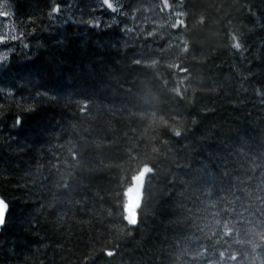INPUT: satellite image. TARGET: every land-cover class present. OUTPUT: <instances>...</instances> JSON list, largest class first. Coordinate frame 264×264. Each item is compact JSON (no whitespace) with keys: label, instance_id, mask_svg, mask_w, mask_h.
Listing matches in <instances>:
<instances>
[{"label":"trees","instance_id":"1","mask_svg":"<svg viewBox=\"0 0 264 264\" xmlns=\"http://www.w3.org/2000/svg\"><path fill=\"white\" fill-rule=\"evenodd\" d=\"M14 2L0 264H264V0H114V16L57 0L59 17L50 0ZM144 165L129 237L123 193Z\"/></svg>","mask_w":264,"mask_h":264},{"label":"snow or ice","instance_id":"2","mask_svg":"<svg viewBox=\"0 0 264 264\" xmlns=\"http://www.w3.org/2000/svg\"><path fill=\"white\" fill-rule=\"evenodd\" d=\"M165 2H167V0H165ZM101 4L102 7L99 9L93 8L92 11L96 12H103L105 10H107L109 13H112L113 16L115 15L116 11H117V7L114 4V0H101ZM68 5H61L60 3H57V0H50V7L48 8V12H47V16L52 17H59L62 13V10H64L65 8H67ZM122 7V5H121ZM15 13L13 10H3L2 5H0V20L2 21H8L9 17H14ZM112 17L108 18L111 19ZM27 22L30 24H34V20L33 18L30 16L27 18ZM88 26L93 27V28H99L101 26L104 25L105 20L101 19L99 22H93V20L88 19L87 21ZM115 24H108L109 27L113 26ZM4 28L5 31L3 34H0V46H5L0 48V64H3L5 62H7L10 58L12 53L15 51L14 47H11L9 45H14L18 42L24 41L25 39V34L23 31H19L16 28H12L11 31H8L9 25L7 23L4 24ZM36 33V28L34 27L32 29L31 35H35ZM22 47L23 48H30V44L27 42L22 43ZM236 47L239 48L240 47V43L239 41L236 42ZM262 50H264V43H262ZM138 62V61H137ZM184 71H187V69H185ZM8 95H13L12 92H8ZM236 104H233L232 107H236ZM34 107L32 106H26V107H21L20 111L17 113V115L15 116V120L13 122V127H18L21 124V116L19 115V113L21 112H30L33 111ZM212 111H214V109H212ZM7 116V113H0V119H4ZM181 135V134H180ZM23 151V149H21ZM143 173H147V175L144 176V184H143V191H144V196L145 193L147 191V185H148V180L151 176L154 175L155 171L153 170V168L148 165L147 167H145V169L143 170ZM144 205V198H142L141 200V206L139 209H137V215H138V222L133 225V224H129L127 222V220L124 217V208L123 205L120 208V211L122 213V215H120L118 217V221L120 223V225H126L127 226V231H128V235L129 237L133 234V231L137 228L138 225H140L141 222V209L143 208ZM8 202L3 198L0 197V214H2V221H0V227H3V225L6 222V217L8 214ZM111 217V216H110ZM109 242H105V246L102 249H99L97 252H99V254H103L104 257H109L112 258L115 255H117V252L114 251L112 248L107 247ZM91 258H95V253L92 254H86L84 256V260L87 264V262H89V260ZM233 259H235V257H232Z\"/></svg>","mask_w":264,"mask_h":264},{"label":"clouds","instance_id":"3","mask_svg":"<svg viewBox=\"0 0 264 264\" xmlns=\"http://www.w3.org/2000/svg\"><path fill=\"white\" fill-rule=\"evenodd\" d=\"M176 27V25H173ZM181 51H187V43L185 42V47ZM181 134L180 130L175 131V135L179 136ZM144 165L143 167H147ZM154 170V169H153ZM155 171V170H154ZM147 173L137 172V174L131 178V183L124 189L123 198H124V217L129 224L135 225L138 222L137 209L141 206L142 198H145L143 191L144 176ZM2 214H0V221H2ZM223 256V253H221Z\"/></svg>","mask_w":264,"mask_h":264},{"label":"flooded vegetation","instance_id":"4","mask_svg":"<svg viewBox=\"0 0 264 264\" xmlns=\"http://www.w3.org/2000/svg\"><path fill=\"white\" fill-rule=\"evenodd\" d=\"M0 5H2L3 10H13L15 13L14 17H9L8 21H2L0 20V34H3L5 31L4 24L7 23L9 25L8 31L10 32L12 28H19V31H22L20 29V19L18 16V10L17 6L14 2V0H0ZM2 48V46H0Z\"/></svg>","mask_w":264,"mask_h":264},{"label":"water","instance_id":"5","mask_svg":"<svg viewBox=\"0 0 264 264\" xmlns=\"http://www.w3.org/2000/svg\"><path fill=\"white\" fill-rule=\"evenodd\" d=\"M143 173V172H142ZM1 197V196H0ZM9 206V205H8ZM8 213H9V208H8ZM7 216H8V214H7ZM6 219H7V217H6ZM5 225V224H4ZM3 225V226H4ZM3 227H0V231H1V229H2Z\"/></svg>","mask_w":264,"mask_h":264},{"label":"rangeland","instance_id":"6","mask_svg":"<svg viewBox=\"0 0 264 264\" xmlns=\"http://www.w3.org/2000/svg\"><path fill=\"white\" fill-rule=\"evenodd\" d=\"M2 47H5V46H2Z\"/></svg>","mask_w":264,"mask_h":264},{"label":"bare ground","instance_id":"7","mask_svg":"<svg viewBox=\"0 0 264 264\" xmlns=\"http://www.w3.org/2000/svg\"><path fill=\"white\" fill-rule=\"evenodd\" d=\"M18 30H19V28H18Z\"/></svg>","mask_w":264,"mask_h":264}]
</instances>
